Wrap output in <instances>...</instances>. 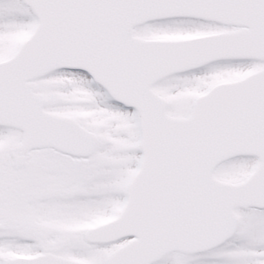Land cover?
<instances>
[{
    "label": "snow or ice",
    "instance_id": "6c2138e0",
    "mask_svg": "<svg viewBox=\"0 0 264 264\" xmlns=\"http://www.w3.org/2000/svg\"><path fill=\"white\" fill-rule=\"evenodd\" d=\"M0 264H264V0H0Z\"/></svg>",
    "mask_w": 264,
    "mask_h": 264
}]
</instances>
